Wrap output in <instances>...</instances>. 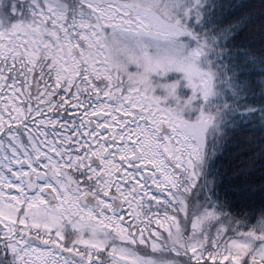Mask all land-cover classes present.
Masks as SVG:
<instances>
[{
	"label": "snow or ice",
	"instance_id": "1",
	"mask_svg": "<svg viewBox=\"0 0 264 264\" xmlns=\"http://www.w3.org/2000/svg\"><path fill=\"white\" fill-rule=\"evenodd\" d=\"M20 4L0 8V264H264L257 6Z\"/></svg>",
	"mask_w": 264,
	"mask_h": 264
},
{
	"label": "trees",
	"instance_id": "2",
	"mask_svg": "<svg viewBox=\"0 0 264 264\" xmlns=\"http://www.w3.org/2000/svg\"><path fill=\"white\" fill-rule=\"evenodd\" d=\"M230 3L234 5H240V4H247V5H256L257 7L253 10L251 13L254 23L252 25V30L256 33L255 42L257 43V46L259 47V30L260 25L264 23V20L260 19V9L259 4L261 3V0H229ZM259 91V90H257ZM249 179H252L255 181L256 184L260 183L259 179V173H254ZM257 199H259V196L257 195Z\"/></svg>",
	"mask_w": 264,
	"mask_h": 264
},
{
	"label": "rangeland",
	"instance_id": "3",
	"mask_svg": "<svg viewBox=\"0 0 264 264\" xmlns=\"http://www.w3.org/2000/svg\"><path fill=\"white\" fill-rule=\"evenodd\" d=\"M20 3L21 0H2V2H0V8L3 9L4 15L9 21L15 22L23 18L22 13L24 9Z\"/></svg>",
	"mask_w": 264,
	"mask_h": 264
}]
</instances>
